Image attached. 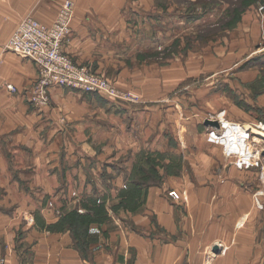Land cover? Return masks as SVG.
Returning <instances> with one entry per match:
<instances>
[{"label": "rangeland", "instance_id": "obj_1", "mask_svg": "<svg viewBox=\"0 0 264 264\" xmlns=\"http://www.w3.org/2000/svg\"><path fill=\"white\" fill-rule=\"evenodd\" d=\"M48 1V20L30 12L8 26L0 14L1 50L22 64L17 84L1 74L12 62L1 63L0 55V213L7 222L0 238L29 254L19 241L65 233L87 256L89 225L107 217L116 224L104 230L105 246L125 245L134 229L127 212L137 207L141 188L162 185L173 200L186 201L193 187H204L220 196L236 192L227 202L215 195V220L240 212L221 224L235 226L247 245L255 239L257 264H264L261 166L239 168L208 140L212 125L205 124L264 125V0ZM29 20L57 36L53 64L67 60L82 81H48L32 58L10 47ZM53 94L94 99L99 117L47 125L39 116ZM16 95L21 105L13 113L7 99ZM249 142L250 150L264 151L253 132ZM152 223L151 233H159ZM230 244L214 239L218 252L209 248L202 264L224 256Z\"/></svg>", "mask_w": 264, "mask_h": 264}, {"label": "crops", "instance_id": "obj_2", "mask_svg": "<svg viewBox=\"0 0 264 264\" xmlns=\"http://www.w3.org/2000/svg\"><path fill=\"white\" fill-rule=\"evenodd\" d=\"M3 2L5 4L0 14H2V20L8 22V26L15 24L30 12L41 19L48 20L54 11L52 3L48 0H2ZM13 54L3 53L0 47L1 63L12 62L6 65V70L1 74L19 84L22 78V64ZM8 81L11 82V80ZM84 98L69 94H53L51 106L44 109L39 118L48 121L47 125L54 123L53 126L58 127V121H61L63 125L68 124L67 127H69L71 124L77 125L83 120L90 121L92 118L99 117L96 109L97 102L94 99ZM7 103L13 104V113H16L20 110L21 97L9 96ZM73 103H75L73 108H69ZM66 110L73 112L72 120L67 117L72 114L67 113ZM60 113L63 114L60 115ZM61 119H65V122ZM85 124L88 127L87 122ZM60 129L59 133L62 134L65 127L61 126ZM93 131L95 129L88 132ZM55 149L52 146L48 151ZM51 155L54 157L55 154ZM233 193L236 192L229 191L220 196L212 189L193 187L187 193L186 201H176L167 195L165 186L144 187L140 190L137 207L127 212V219L134 229L125 239L123 247L111 249L105 246L104 230L111 228L110 232H112L115 230L113 225L116 224L113 217H107L102 222L91 223L88 227L87 254L89 256L83 255L74 244L72 245L65 233L56 235L59 236L58 238L35 239L30 243L27 239L19 241L29 245L32 252L29 254H25L22 249L12 251L10 247L14 240L0 238V264H202L206 251L212 248L214 239L217 238L231 243L230 250L224 256L213 258L211 264H257L255 239L251 242L252 244L247 245L246 240L240 238L241 233L235 226L221 224V220L224 222L225 218L233 219L240 212H226L223 217H217L215 220V195L218 194V200L227 202L235 200ZM118 199L113 197L114 205L117 204ZM3 216L0 213V235L5 231L7 223ZM215 221H217L216 230L214 229ZM152 222L161 228L159 233H151L154 226ZM123 224L128 225L127 222ZM91 234L93 240L90 239ZM109 235L112 239V233ZM235 235L236 239H232Z\"/></svg>", "mask_w": 264, "mask_h": 264}, {"label": "built area", "instance_id": "obj_3", "mask_svg": "<svg viewBox=\"0 0 264 264\" xmlns=\"http://www.w3.org/2000/svg\"><path fill=\"white\" fill-rule=\"evenodd\" d=\"M58 38L51 30L42 26L36 21L24 22L14 33L10 40V47L17 53L32 58L38 65L40 70L47 73L48 81H57L60 83H71L82 81V78L76 72L75 68L67 60L57 62V45ZM10 89L11 87L8 86ZM217 126L212 125L208 131V140L218 143L223 148L226 155L235 159V164L239 168H248L249 166H261V176L264 179V151L261 148L254 150L249 149V138L251 132L264 140V128L262 124H234L226 120H216ZM225 129V130H224ZM224 130V132H223ZM258 130V131H257ZM227 131V132H226ZM226 132V133H225ZM235 133L237 138L242 141V147L236 148L231 143L224 144L223 138L225 134L232 139V133ZM259 135H257V134ZM231 144V147L228 145ZM169 195L177 198L175 192H170ZM257 203V198H256Z\"/></svg>", "mask_w": 264, "mask_h": 264}, {"label": "bare ground", "instance_id": "obj_4", "mask_svg": "<svg viewBox=\"0 0 264 264\" xmlns=\"http://www.w3.org/2000/svg\"><path fill=\"white\" fill-rule=\"evenodd\" d=\"M263 128H264V126H263ZM225 130V129H224ZM224 130H223V132H224ZM258 131V130H257ZM227 132V131H226ZM225 132V133H226ZM254 133V132H253ZM229 134V133H228ZM228 134H225V138H223V143L224 144H228V143H231L234 147H236V148H240V146L242 145V141H241V139L240 138H237L236 137V135H235V133L233 132L232 133V139H230L229 137H227L228 136ZM255 134V133H254ZM257 134V133H256ZM257 135H259V134H257ZM231 144H229L228 145V147H231ZM242 147V146H241Z\"/></svg>", "mask_w": 264, "mask_h": 264}, {"label": "water", "instance_id": "obj_5", "mask_svg": "<svg viewBox=\"0 0 264 264\" xmlns=\"http://www.w3.org/2000/svg\"><path fill=\"white\" fill-rule=\"evenodd\" d=\"M205 124H208V125L210 124V125L217 126V122L216 121H214V122L206 121ZM212 251L217 253L218 252V247L217 246H213Z\"/></svg>", "mask_w": 264, "mask_h": 264}]
</instances>
